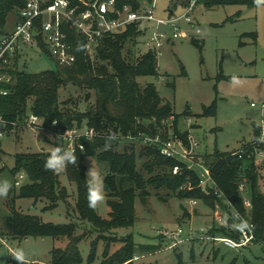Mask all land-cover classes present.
I'll use <instances>...</instances> for the list:
<instances>
[{
	"label": "rangeland",
	"instance_id": "374dc122",
	"mask_svg": "<svg viewBox=\"0 0 264 264\" xmlns=\"http://www.w3.org/2000/svg\"><path fill=\"white\" fill-rule=\"evenodd\" d=\"M189 2L156 0V15L168 18L173 11L175 17H182L187 12ZM17 15L18 10L9 14L6 31L14 29ZM179 24L186 37L167 42L163 54L158 56L159 75L139 77L138 80L142 85L154 83L164 100L173 105L174 112L180 117L177 125L179 131L185 133L191 129L193 137L200 142L204 160L205 156L216 150L228 154L239 151L253 142L255 130L264 121V0L246 4L226 3L212 8L199 2L193 14V23L183 18ZM164 29L171 32L169 27ZM197 29L201 32L197 33ZM143 39L139 38L136 44H127L125 53L129 48L137 54L146 52ZM25 52L20 62L21 69L33 73L57 69L56 60L48 53L36 48H26ZM89 93L91 97L87 98ZM59 95L61 108L72 109L75 113L86 112L95 102L93 91L72 83L62 86ZM213 104L215 114H205V110ZM173 120L170 118L167 123L170 131H175L176 123ZM53 139L49 129L24 124L9 129L8 134L0 138V179H7L13 184L12 195L0 199V264H12L11 253L17 249L23 250L26 261L32 264H49L54 246L66 244L53 237L14 239L11 211L14 200L17 208L41 216L48 222L64 224L77 221V214L73 211L76 189L64 170L60 179L70 193L68 204L61 201L55 208L45 209V201L15 198L22 185L29 182L26 177L22 185H16V155L52 152ZM261 141L264 142L263 133ZM135 145L139 152L142 145L138 142ZM122 146L123 143H120L117 148L122 150ZM257 160L264 162L261 156ZM143 161L139 160L140 168ZM85 163L87 172L91 167L96 172L103 188L104 196L96 206L97 213L108 218L110 207L104 178L109 166L96 157H88ZM20 172L24 173L23 170ZM262 173L264 190V169ZM144 176L147 177L146 172ZM144 188L149 196L142 198L139 194L141 190H137L136 221L133 226L113 229L107 233L108 237L99 238V233L92 230L89 224H82L78 232L85 234L86 238L80 243L84 257L81 264H101L105 247L110 244L109 255H112L125 244L120 239L127 236H131L135 244L134 264H264L261 244L230 247L220 240L202 238L207 234L213 237L203 228L211 230L228 225H221L216 219L218 211L227 221L231 217L221 205L212 209L201 200L193 205L190 199H181L165 188L147 185ZM251 198L249 189L244 194L248 207L252 204ZM187 212L190 215H186ZM179 228L184 231V240L172 246L173 241L162 232ZM225 236L217 233L216 237ZM95 240L99 244L97 256L93 262H89Z\"/></svg>",
	"mask_w": 264,
	"mask_h": 264
},
{
	"label": "trees",
	"instance_id": "16d2710c",
	"mask_svg": "<svg viewBox=\"0 0 264 264\" xmlns=\"http://www.w3.org/2000/svg\"><path fill=\"white\" fill-rule=\"evenodd\" d=\"M151 1L117 0V4L120 7L132 4L137 9L145 2ZM200 2L212 8L226 3H255L256 0H200ZM25 3L26 0H0V35L7 32L5 27L9 14L23 7ZM68 33L74 45L76 62L72 66L57 63L55 70L36 73L23 70L18 64L13 71L15 84L11 86L10 94L0 97V115L7 122L8 129L24 124L25 118L31 112L42 117L45 127L53 133V150L57 146L66 148L62 135L76 125L88 124L99 132V136L93 140L82 139L85 149L78 148L75 152L78 157L76 164H69L57 172L49 171L45 167V161L51 152L16 155L14 171L18 174L23 170L29 182L22 185L15 198L45 201L47 203L45 209H53L61 201L68 204L67 198L70 197V193L60 179L64 170L76 189L73 211L77 214V221L64 224L48 222L41 216L25 213L17 208L14 200L11 203L13 238L22 240L28 237H53L62 243L65 241L66 244L63 246H54L49 264H81L84 257L80 243L86 238L85 234L78 232L82 224H89L92 230L99 233V238L108 237L107 233H111L113 229L133 226L136 221L137 190H141L139 194L142 198H147L149 192L144 188L147 185L157 189L165 188L181 199L201 200L212 209L218 204L221 205L231 214L228 225L212 228L209 233L215 237L217 233H222L226 235L225 237L239 240L242 220L234 217L233 210L223 198L214 194L213 188L202 189L195 170L187 169L183 163L164 156L158 148L152 146L142 145L139 152L134 143H124L122 150L117 148V145H120L118 140L120 134L160 133L162 138L167 139L170 126H167V123L170 118L176 123L175 132L178 135L187 139L189 134L188 131L185 133L179 131L177 125L180 117L174 112L173 105L160 95L156 85L154 83L142 85L138 80L139 77L159 75L155 52L150 50L137 54L129 48L125 53L127 44L130 42L136 44L141 35L138 26L131 25L121 33L104 36L97 48L94 61L87 55L86 37L75 29L68 30ZM68 83L87 87L94 92L95 102L89 110L75 113L72 109L61 108L60 89ZM90 97L91 93L87 94V98ZM215 112L214 104L205 110V114ZM261 136L262 130L259 126L255 130L253 142L242 148L245 151L242 157L240 150L229 154L216 150L205 157L207 163L211 165L214 180L220 190L233 207L253 223L255 235L253 243L261 244L264 248L262 185L264 162L257 160V152L264 150ZM251 154L252 156H249ZM88 157H96L109 166V172L104 178L110 207L108 218L100 216L96 207H89V178L85 163ZM141 159L144 161L140 168ZM176 165L183 168L179 174L172 172ZM144 172L147 173V177L144 176ZM241 180L246 181L251 190L250 215H247L244 199L239 192ZM12 192L11 190L9 196ZM186 215L190 214L187 212ZM120 240L125 244L112 255H109L110 244L105 247L101 264H134L136 253L132 237L127 236ZM98 247V241H93L89 262L95 260ZM12 264H17L14 258Z\"/></svg>",
	"mask_w": 264,
	"mask_h": 264
},
{
	"label": "built area",
	"instance_id": "2783aa9c",
	"mask_svg": "<svg viewBox=\"0 0 264 264\" xmlns=\"http://www.w3.org/2000/svg\"><path fill=\"white\" fill-rule=\"evenodd\" d=\"M199 2L200 0H190L186 6L187 12L182 17H175L172 11V16L162 18L156 15V0L145 2L137 9L132 4L120 7L117 0H26L25 5L18 9L14 29L0 35V97L10 94L11 86L15 84L13 71L18 64L20 66V62L26 54V48H36L51 55L58 64L72 66L76 62L77 56L68 30L75 29L86 37L87 55L94 61L97 48L104 36L116 35L131 25H137L141 32L138 39L143 37L142 45L146 47L147 51L155 52L158 58L163 54L168 41L186 37L179 22L184 18L187 22L193 23V14ZM164 27H169L171 32L169 33ZM196 32L200 33L201 30L197 29ZM44 124V119L32 112L24 120V125L28 127L48 129ZM261 130L264 134V121ZM8 131L7 122L0 115V138L8 134ZM97 136H99V132L88 124L76 125L66 130L62 135L66 148L71 149L74 153L78 148L85 149L83 138L93 140ZM118 138L123 144L138 142L143 146L158 148L164 156L178 160L189 170H195L200 178L202 189L213 188L214 194L223 198L228 207L233 210L234 217L240 218L243 222L239 228L241 233L239 240L231 237H210L209 234L202 238L220 240L230 247L248 246L253 243L255 239L253 223L233 207L216 184L211 165L204 160L200 142L193 137L190 128L187 139L182 138L174 130H169L167 139L162 138L160 133L154 135L143 132L137 135L120 134ZM244 153L245 151L241 149L240 157ZM258 156L264 158V150L257 152ZM182 169V166L176 165L172 172L179 174ZM26 177L25 172H19L16 175V185H22V180ZM248 190L247 182L241 180L239 192L243 199ZM190 202L197 205L198 200L190 199ZM244 204L247 215H250L252 204L250 207L245 201ZM216 214V219L221 225L228 223L220 211ZM202 230L210 231L208 228ZM183 232V229L179 228L173 231H163L162 234L173 241L172 246H177L184 240Z\"/></svg>",
	"mask_w": 264,
	"mask_h": 264
},
{
	"label": "clouds",
	"instance_id": "9594fccd",
	"mask_svg": "<svg viewBox=\"0 0 264 264\" xmlns=\"http://www.w3.org/2000/svg\"><path fill=\"white\" fill-rule=\"evenodd\" d=\"M78 157L71 149L64 148L63 146H57L48 156L45 161V167L49 171L57 172L64 169L69 164H76ZM89 176V194L88 203L89 207H96L97 204L103 199L104 193L101 183L96 172L91 167L87 172ZM13 188L11 181L7 179H0V199H6ZM13 258L17 261V264H27L25 252L21 249H17L12 253Z\"/></svg>",
	"mask_w": 264,
	"mask_h": 264
},
{
	"label": "crops",
	"instance_id": "0c3cea01",
	"mask_svg": "<svg viewBox=\"0 0 264 264\" xmlns=\"http://www.w3.org/2000/svg\"><path fill=\"white\" fill-rule=\"evenodd\" d=\"M33 262H35V261H33ZM41 263H45V262H41Z\"/></svg>",
	"mask_w": 264,
	"mask_h": 264
},
{
	"label": "water",
	"instance_id": "95a60500",
	"mask_svg": "<svg viewBox=\"0 0 264 264\" xmlns=\"http://www.w3.org/2000/svg\"><path fill=\"white\" fill-rule=\"evenodd\" d=\"M35 34H36V32H35Z\"/></svg>",
	"mask_w": 264,
	"mask_h": 264
}]
</instances>
